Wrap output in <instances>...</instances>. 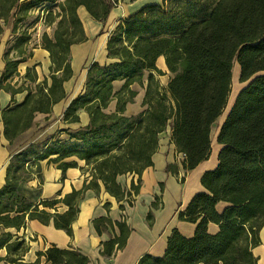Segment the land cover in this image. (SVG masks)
Here are the masks:
<instances>
[{
  "label": "trees",
  "instance_id": "trees-1",
  "mask_svg": "<svg viewBox=\"0 0 264 264\" xmlns=\"http://www.w3.org/2000/svg\"><path fill=\"white\" fill-rule=\"evenodd\" d=\"M14 1L0 0V18L8 15ZM56 1L19 3L24 15L34 5L47 3L48 14L53 7L59 8L60 19L54 37L44 34L40 45L49 52L50 85L46 78L36 82L35 69L27 68L24 78L31 85L25 87L24 99L1 111L3 135L8 141L31 126L34 112L49 113L52 105L64 98L62 83L72 75L70 45L84 40L78 6L83 5L101 22L114 7V0ZM47 21L53 22V17ZM26 41L16 39L11 49L17 53L14 57L9 56L10 49L4 54L0 88L12 95L23 88L14 87L10 80L19 75L17 64L31 55L20 50ZM106 55L110 62L89 64L84 92L74 97L63 113V121L70 123L77 122L79 111L84 110L89 123L66 132L67 138L55 136L52 142L57 141V148L45 146L42 152L32 153L36 161L49 158L65 169L76 165L66 158L82 159L91 172L84 188L98 190L101 181L107 192L121 199L125 191L116 176L137 174L139 179L141 171L152 165L158 135L170 126V139L184 154V170L194 168L210 154L211 128L227 104L235 60L239 79L246 84L236 92L218 130L216 140L222 145L218 164L201 176L206 191L196 193L178 213L179 219L197 223L194 234L184 237L173 230L162 256L144 254L137 264H256L252 248L260 243L258 232L264 224V0H162L161 4L144 6L118 21L107 40ZM159 56L164 57L171 73L165 88H159L153 74H163L155 65ZM146 71L149 74L142 100L146 108L126 116L125 106L137 94L132 85L142 86ZM115 80H123V84L113 91ZM112 100L114 111L105 112ZM22 155L14 154L6 167L5 184L0 188V227L20 230L28 220L37 219L52 222L71 235L83 189L32 203L18 191L23 179L15 174L20 165H14L12 159ZM26 163L24 159L21 166ZM137 190L138 182L132 180L126 194ZM219 201L227 204L221 212L215 208ZM58 203L67 209L58 212ZM147 219H152L151 213ZM104 222L119 229L117 236L103 244L102 254L111 256L124 245L129 228L123 220H93L97 230ZM208 222L218 224L217 233L207 232ZM2 248L6 254L0 255V261L22 264L29 243L6 231L0 234ZM36 254L35 264L40 256L50 264H93L73 247L50 244Z\"/></svg>",
  "mask_w": 264,
  "mask_h": 264
},
{
  "label": "crops",
  "instance_id": "crops-1",
  "mask_svg": "<svg viewBox=\"0 0 264 264\" xmlns=\"http://www.w3.org/2000/svg\"><path fill=\"white\" fill-rule=\"evenodd\" d=\"M123 1L127 2V5H123V10L120 7H113L104 22L91 17L83 5L78 6L76 11L82 23L84 40L70 45L69 62L72 75L62 83L65 96L52 105L49 113L34 112L31 126L19 133L12 141H8L3 135L1 111L8 105L19 103L24 99L27 92L25 87L30 84L24 78L27 68L35 69L36 82L46 78L47 84L50 85L49 52L37 45L30 50L31 55L17 64L19 75L14 76L10 83L14 87L23 85L22 91L12 95L9 91L0 88V188L5 184L6 167L14 154L34 142L48 143L57 135L67 138L66 132H73L89 123V115L84 110L79 111L77 122L63 121V113L68 103L85 90L87 67L92 62L99 64L110 62L106 55V43L120 19L128 18L144 6L162 3V0ZM110 20L114 23L108 27ZM5 52L6 40H3L0 41V76L5 67ZM159 60L166 67L164 57L159 56L155 61L156 67L164 74V70L158 66ZM148 74V71L144 73L142 86L132 85L137 89V94L133 102L126 104L124 111L126 116L136 115L146 108V105H142V100ZM153 74L159 88H165L170 76L166 84L162 85L158 77L163 74ZM122 84L123 80L113 81V91L118 90ZM114 109L115 100H112L104 111L113 112ZM225 113L220 114L221 122L217 125L214 135L211 128L209 156L187 171L182 165L181 152L177 151L170 139V126H167L158 135L157 149L151 155L152 165L141 171L139 179L137 174L127 173L116 176V182L125 191L121 199L107 192L101 181H98V190L84 188L91 179V172L82 159L66 158L65 161L73 160L76 165L65 169L49 162V158L37 160L36 174L23 178L19 183L18 191L32 203H38L44 199L62 198L73 190L83 189L82 197L77 204L78 213L71 224L72 234L69 235L63 229L55 228L52 222L45 224L37 219L28 220L25 227L20 230L14 227H0V234L8 231L13 237L18 236L28 241L29 248L22 256V264H35L36 252L45 250L50 244L63 248H76L93 264H137L144 254L162 256L167 246V238L173 230H177L184 237H191L194 234L197 223L179 219L178 213L185 210L196 193L206 191L200 179L205 171L213 170L218 164V152L222 145L217 142L216 137L225 119ZM167 165H170V169L166 168ZM132 180L135 184L138 182V190L127 195L126 191L130 189ZM226 205L225 202L219 201L215 208L221 212ZM66 209L67 206L63 203L57 204L58 212ZM148 213L152 215L151 220L147 219ZM100 217H107L112 222L123 220L129 228L124 245L111 256L102 254L103 244L117 236L119 229L116 225L111 226L104 222L97 230L93 220ZM206 228L210 234H215L219 230L218 224L214 222H208ZM258 234L260 243L252 248V253L256 257V264H264V224ZM5 254L6 250L0 249V255ZM0 264L18 263L1 260ZM38 264H50V262L46 261L44 256H40Z\"/></svg>",
  "mask_w": 264,
  "mask_h": 264
},
{
  "label": "rangeland",
  "instance_id": "rangeland-1",
  "mask_svg": "<svg viewBox=\"0 0 264 264\" xmlns=\"http://www.w3.org/2000/svg\"><path fill=\"white\" fill-rule=\"evenodd\" d=\"M61 1L63 0H57L56 2ZM20 2L22 3L24 2V0H15L14 6L9 10L8 15L5 18H0V26L2 28V32L0 34V41L6 40V49H10V57H14L17 54L14 50L11 49L14 46L18 37H23L27 39L25 43L20 45V50H22L24 54L27 55L32 48L42 44V38L44 34H46L49 38L54 37L55 29L58 26L57 22L60 19L59 8L53 7L52 14L50 15L46 10V6L48 5L47 3H38L34 5L24 15L23 10H19ZM124 4L127 5V2L124 3L123 0H114V7L122 8ZM48 17H53V22H48ZM108 23V27H110L113 25L114 22L110 20ZM158 66H160L165 72L163 75L158 77L161 84L165 85L168 80V77L171 76V73L167 70L164 65L160 63V60L158 61ZM238 71L239 64L234 60L231 70V90L228 95L227 104L225 105L222 114L226 112V110L231 106V104H233L232 102L235 98L236 92H239V90L244 85L239 79ZM220 122L221 118L219 117L212 126V135L215 134L217 130V125H219ZM63 137L65 138V136ZM56 142L57 141H50L49 143L34 142L28 145L24 150L21 151L23 154L22 156H19L17 158L13 157L12 159L14 165H20V167H17V169H15V174L19 176L21 180L23 178L29 177L30 174L35 175L37 172V167L35 166L36 159L34 158L32 153L42 152L45 146L57 148ZM24 159L27 160V163L24 164V167H22L21 163L24 161ZM88 168L90 167L88 166Z\"/></svg>",
  "mask_w": 264,
  "mask_h": 264
},
{
  "label": "built area",
  "instance_id": "built-area-1",
  "mask_svg": "<svg viewBox=\"0 0 264 264\" xmlns=\"http://www.w3.org/2000/svg\"><path fill=\"white\" fill-rule=\"evenodd\" d=\"M181 155H182V157H184V154L183 153H181Z\"/></svg>",
  "mask_w": 264,
  "mask_h": 264
}]
</instances>
